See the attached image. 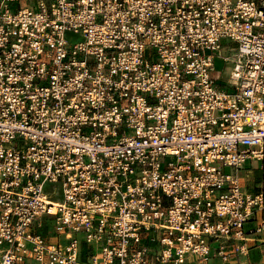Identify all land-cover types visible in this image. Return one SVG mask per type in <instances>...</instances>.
I'll return each mask as SVG.
<instances>
[{
	"label": "built area",
	"instance_id": "built-area-1",
	"mask_svg": "<svg viewBox=\"0 0 264 264\" xmlns=\"http://www.w3.org/2000/svg\"><path fill=\"white\" fill-rule=\"evenodd\" d=\"M263 158L264 0H0V264H254Z\"/></svg>",
	"mask_w": 264,
	"mask_h": 264
},
{
	"label": "rangeland",
	"instance_id": "rangeland-1",
	"mask_svg": "<svg viewBox=\"0 0 264 264\" xmlns=\"http://www.w3.org/2000/svg\"><path fill=\"white\" fill-rule=\"evenodd\" d=\"M230 46H227L226 43H223V52L224 55H227L229 53V48ZM215 72L213 74V76H215L216 78H228L231 70H232V66L228 65V64H224L221 60H217L215 63ZM219 83H221L219 81ZM249 161L247 162V165L245 168H247V166H249ZM251 169L253 170V172L248 176L249 179H253L254 182H248L246 179L248 178L246 176V169H241L239 171H237L234 167H228L225 168L224 171L226 173H233L236 174L238 176L241 177L242 182H243V186L245 187H251V184H258V187H256V193H260L261 191L263 192V204H264V158L262 160H254L252 165H251ZM43 232L45 234H48L50 236H52L53 234V229L51 227H49V224L46 223V226H44V230Z\"/></svg>",
	"mask_w": 264,
	"mask_h": 264
},
{
	"label": "crops",
	"instance_id": "crops-1",
	"mask_svg": "<svg viewBox=\"0 0 264 264\" xmlns=\"http://www.w3.org/2000/svg\"><path fill=\"white\" fill-rule=\"evenodd\" d=\"M252 173V172H251ZM248 182H254L253 179H246ZM258 184H251V187H246L252 193H256ZM247 256L246 259L254 264H264V234L259 235L255 239L246 242Z\"/></svg>",
	"mask_w": 264,
	"mask_h": 264
},
{
	"label": "bare ground",
	"instance_id": "bare-ground-1",
	"mask_svg": "<svg viewBox=\"0 0 264 264\" xmlns=\"http://www.w3.org/2000/svg\"><path fill=\"white\" fill-rule=\"evenodd\" d=\"M51 202L55 206H56V204H58V201L57 200H54V199H51ZM52 211H55V208H52Z\"/></svg>",
	"mask_w": 264,
	"mask_h": 264
}]
</instances>
